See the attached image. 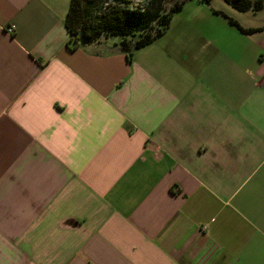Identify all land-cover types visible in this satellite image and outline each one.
Listing matches in <instances>:
<instances>
[{
  "label": "crops",
  "instance_id": "obj_1",
  "mask_svg": "<svg viewBox=\"0 0 264 264\" xmlns=\"http://www.w3.org/2000/svg\"><path fill=\"white\" fill-rule=\"evenodd\" d=\"M69 5L0 0V264H264V6L189 0L128 61Z\"/></svg>",
  "mask_w": 264,
  "mask_h": 264
},
{
  "label": "trees",
  "instance_id": "obj_2",
  "mask_svg": "<svg viewBox=\"0 0 264 264\" xmlns=\"http://www.w3.org/2000/svg\"><path fill=\"white\" fill-rule=\"evenodd\" d=\"M189 0H143L134 8H129L126 0H70L65 17V27L72 48L81 43H93L103 39L113 41V46L132 60L136 50L159 39L169 27L175 14L180 12ZM209 3L210 0H199ZM238 11L261 10L264 0H225ZM171 6L167 8L170 4ZM222 16L230 25L242 34H252L261 29H244L225 14ZM115 37V40H111Z\"/></svg>",
  "mask_w": 264,
  "mask_h": 264
},
{
  "label": "rangeland",
  "instance_id": "obj_3",
  "mask_svg": "<svg viewBox=\"0 0 264 264\" xmlns=\"http://www.w3.org/2000/svg\"><path fill=\"white\" fill-rule=\"evenodd\" d=\"M126 1H127V3H126V4H122V6L125 5V6H128L129 8H134V7L139 6V5L142 3L143 0H126ZM178 1H180V0H178ZM171 4H172V3H170V4L167 6V8H169V7L171 6ZM115 39H116V38L113 37L111 40H115Z\"/></svg>",
  "mask_w": 264,
  "mask_h": 264
},
{
  "label": "built area",
  "instance_id": "obj_4",
  "mask_svg": "<svg viewBox=\"0 0 264 264\" xmlns=\"http://www.w3.org/2000/svg\"><path fill=\"white\" fill-rule=\"evenodd\" d=\"M0 30H2V28L0 27ZM6 32L7 33H12L13 32V29L11 27L7 28L6 29Z\"/></svg>",
  "mask_w": 264,
  "mask_h": 264
}]
</instances>
